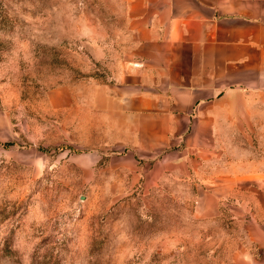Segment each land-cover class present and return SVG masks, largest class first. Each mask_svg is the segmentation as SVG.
Listing matches in <instances>:
<instances>
[{"label":"rangeland","instance_id":"obj_1","mask_svg":"<svg viewBox=\"0 0 264 264\" xmlns=\"http://www.w3.org/2000/svg\"><path fill=\"white\" fill-rule=\"evenodd\" d=\"M126 1L0 0V264H264V178L241 180L264 130L188 131L151 186L116 172V120L91 107Z\"/></svg>","mask_w":264,"mask_h":264},{"label":"crops","instance_id":"obj_2","mask_svg":"<svg viewBox=\"0 0 264 264\" xmlns=\"http://www.w3.org/2000/svg\"><path fill=\"white\" fill-rule=\"evenodd\" d=\"M120 19L127 52L91 107L116 120V172L151 186L188 131L264 130V0H127Z\"/></svg>","mask_w":264,"mask_h":264}]
</instances>
